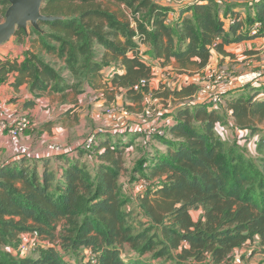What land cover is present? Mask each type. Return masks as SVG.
Returning a JSON list of instances; mask_svg holds the SVG:
<instances>
[{"label": "trees", "instance_id": "16d2710c", "mask_svg": "<svg viewBox=\"0 0 264 264\" xmlns=\"http://www.w3.org/2000/svg\"><path fill=\"white\" fill-rule=\"evenodd\" d=\"M174 1L172 24L170 6L158 0H46L41 12L62 18L40 22L43 33L17 31L14 37L28 39L33 50H25L22 61L0 58V80L13 74L12 84L28 83L34 95L68 88L79 94L88 87L111 99L122 90L141 105L146 91L160 96L148 85L154 63L191 75L213 53L227 55L226 46L264 37V27L250 33L252 22L264 19V0ZM0 5L3 16L8 2ZM138 42H148L146 55ZM108 66L114 70L106 76ZM140 80L146 84L136 90ZM196 89L191 83L173 93L179 100L173 121L158 139L164 148L153 147L141 159L143 169H135L148 182L136 201L149 220L165 227L161 233L180 258L209 254L220 264L248 240L264 246V155H247L215 127L228 111L232 126L258 136L264 147V94L245 84L222 94L220 112L212 103L184 101ZM108 134L97 138L92 167L79 151L56 154L53 162L18 154L0 163V264H69L67 257L81 250L88 251L81 264H150L146 254L152 260L164 255L163 247L156 249L158 236L129 221L130 199L120 184L125 146L118 147L116 132ZM33 231L41 241L31 252L37 255L12 252L18 236Z\"/></svg>", "mask_w": 264, "mask_h": 264}, {"label": "rangeland", "instance_id": "374dc122", "mask_svg": "<svg viewBox=\"0 0 264 264\" xmlns=\"http://www.w3.org/2000/svg\"><path fill=\"white\" fill-rule=\"evenodd\" d=\"M229 1L245 3L247 0ZM224 2L228 3V0H224ZM2 10L3 5H0V21H2L4 17V15L2 16ZM171 11L174 15H172L171 18L168 16L167 20L173 24L177 17V12L172 9L170 12ZM170 12H168V15H171ZM16 38L18 39V37ZM32 38H36V36L32 35ZM17 39L14 37L10 39L12 45L20 44L19 42L24 40V37ZM139 47V52L142 55H146V52L148 51V42L140 44ZM256 48L258 49L256 52H262V54H264V50L261 49V46H256ZM24 50L25 49L18 50L17 53H22ZM147 57L148 62H153L150 55ZM59 65L60 63L57 64V67ZM221 67L225 68L226 66L221 65ZM113 70L114 66H108L105 67L103 72L106 76H109ZM160 74L162 75L161 77L157 80H150L151 82L148 83L149 87L159 92L158 95L160 96L146 91L143 94L141 105L132 103V101L125 97L122 91H118L113 98L108 99L102 97V94L97 91L83 89V92L78 94L77 100L73 102H71L73 96L69 94L65 98V93L50 98L39 95L29 97L30 101H25L23 102V105H21L22 111L15 112L16 116L24 115L29 120L26 129L20 134V136L26 131L27 134H31V137L29 138V140H31V146L25 147L26 152L29 151L34 153L40 146H45L47 144L51 147V149H49L51 151L48 152L50 154H74L79 151L82 159H85L88 165L92 167V165L95 166L96 163L95 150L97 147H95V145L92 151L85 152L81 149L82 142L92 132H97L98 139L109 132H113V134L116 132L117 142L120 143H118V147L125 146L121 149L123 151V171L120 176V184L122 190L125 191V194L129 196L130 199L127 205L130 213L129 221L135 230H147L149 234L159 237L156 242V249L160 246L161 248L163 247L162 252L164 255L161 257L152 260L151 254H146L143 258L145 260H150V264H214L209 254H204L202 260L180 258L177 253L178 251L176 252L170 247L169 239L161 233V230H165V227H163L162 224L155 223L153 220H149L142 213L140 205H138V202L136 201L137 194L140 190L144 189L148 182L147 180L142 179V177H139L138 173L135 174V169H143L141 159L144 154H149L153 147L158 149L164 148L158 141L159 137H162L164 134L162 133L163 127H156L155 131L152 132L157 133L154 134V136L140 134L139 137H134L133 135H130L133 134V130H128L135 125H143L145 127L146 124L143 121L145 119L143 115L147 110L151 114L147 119V121L150 122L157 119V117H169L173 106L179 101L178 98L173 96V93L184 88V85H182L183 79L177 76L176 71L170 69L160 71ZM261 74L263 76V73ZM61 76L65 77V74H61ZM183 82L187 83L186 80ZM199 86L200 85H195L197 89L189 97L190 100L184 99V101L193 102L196 100V92H198ZM65 90L66 89L57 92H64ZM24 94H26V92H24ZM165 98H169V101L165 102ZM43 99H47L48 104L42 103ZM68 100H70V102H68ZM52 104L54 105L53 108L51 107ZM212 104L216 108L223 105L220 99ZM29 107V110L31 111L26 110ZM122 109L129 112L128 117L124 119V124H119V121H111L110 113L116 114ZM224 116L223 123L218 124V130L217 132L215 131L216 134H218L223 140L234 144L237 143L247 155L253 157L264 155V147L258 145V136L250 135L249 131L246 129L245 131L239 132L238 128L232 126L228 119V115L225 114ZM54 117L56 119L52 121L53 123L49 130L42 128L45 126L44 122L49 121ZM35 118L37 121H34ZM31 120H33L34 123ZM121 120L123 119L121 118ZM157 124L159 125V121ZM259 128L264 131V123L260 124ZM106 137L111 140L113 136L108 134ZM37 144H39V147H34ZM1 157H5V154H2ZM149 182V186L154 183V181ZM192 215L194 219H197V212H193ZM164 224L169 226L167 220H164ZM181 246L186 247L187 244L183 241L181 242ZM36 253L37 252L30 254L31 256H36ZM86 256L87 255L81 250L77 254L68 256L67 258L69 259V264H81V261L86 258ZM220 264H264V246L259 244L256 238L248 240L240 248L234 250L230 257Z\"/></svg>", "mask_w": 264, "mask_h": 264}, {"label": "crops", "instance_id": "0c3cea01", "mask_svg": "<svg viewBox=\"0 0 264 264\" xmlns=\"http://www.w3.org/2000/svg\"><path fill=\"white\" fill-rule=\"evenodd\" d=\"M158 1H160L163 4L170 6V10L172 9V10L177 12V2L176 1H174V0H158ZM229 2H238V1H229L228 0V3ZM239 3H241V2H239ZM245 3L251 4L252 0H247ZM170 13H171V15H168V16L171 18L172 15H174V13L172 11ZM168 16H167V18H168ZM13 37H11L10 39H12ZM14 38L17 39L16 37H14ZM10 39L8 40L7 43L0 46V58L1 59H4V57H7V58H11V59L16 58L17 61H22L24 59L25 50H27V49L33 50V48L29 45L28 39H26V38H24V40L20 41L19 42L20 44H17V45H12V42H10ZM256 46H261V49L264 50V37H255L252 39H247V40H243L241 42L235 43V44L228 45L225 47L228 54L222 55V54H218V53H213L209 63L207 64V66L204 69L200 70L199 72H194L191 75L178 74L177 73V76L181 77L183 79V81L184 80L187 81V83H184L182 81V83H183L182 85H184V86H186L187 84H191V83L195 84V85H201V83L204 79V76L208 72V70H210L211 68L216 67L218 65L220 67H221V65L226 66L225 68L221 67L226 72V80L223 83L219 84L218 88H217V91L220 93L219 99H220L221 103H223L222 106L220 105L217 108L219 109L220 112H222L221 110L224 108V100L222 98V96H223L222 94H226L228 92H233L237 88L242 87L238 83V81L236 80V76L240 73L248 72V71H259V72L263 73V76L261 78H259L257 81L252 82L250 84L252 86L259 88V90L262 91L261 94H264V54H262V52H256L258 50L256 48ZM23 49H25L24 52L22 51V53H17L18 50H23ZM157 64L158 63H154L152 65V69L155 72V77L151 80H157L159 77H161L162 75L160 74V71H165V70H170V69H172L173 71H176L175 66L173 64H170V65H167L164 67H161L159 64L158 65ZM178 79H180V78H178ZM13 80H14L13 74H9L6 79L0 80V118L8 120L9 122H11L16 117L15 112L22 111L21 105H23V102L30 101L29 97L35 96L34 93L29 89L28 83H22L18 87H15L12 84ZM86 89H88L89 91H91V90L97 91V92L102 94V97H104L102 89H98V88L91 89L88 87ZM151 89H153V88H151ZM120 91H122V90H120ZM24 92H26V94H24ZM122 92L124 93V91H122ZM28 93H30V94H28ZM61 93L66 94L65 98L69 94L71 96H73L71 102L77 100V98H78V94L73 92L71 89H66L64 92H57V91H49L48 90L39 96L50 98V97H56V95L57 96L62 95ZM150 93H152V92H150ZM152 94H155V93H152ZM155 95H157V94H155ZM168 97H170V96H168ZM202 99H203L202 95L199 94L198 92H196V100H194L193 102L202 101ZM188 100H190V99H188ZM164 101L168 102L169 98L168 99L165 98ZM68 102H70V100H68ZM42 103L48 104L47 99L46 100L43 99ZM53 106L54 105L52 104L51 107L53 108ZM29 109H30V107L27 108L26 110L31 111ZM172 112H173V108H172V111H171L169 117H166V118L165 117H157V119H155L154 121H156L157 123L159 121L160 124H164V126H165V125H167L173 121L172 120L173 118L171 115ZM12 114H14V115H12ZM227 115H228V118H230L228 111H227ZM54 119H56V118L54 117L53 119L44 122L45 126L42 128H46L49 130L50 126H52L51 124L53 123L52 121ZM31 121L34 123V121H37V119L35 118L34 121L33 120H31ZM218 124H220V123H218ZM218 124H216V127H215L216 132L218 130ZM238 131L239 132L245 131V129H239ZM30 137H31V134H27V131L23 135H21L16 141L11 140L6 133L0 134V157L2 154H5V157L0 158V163H2L3 161H5L9 158L15 157L16 155H18V153L19 154H25L30 158H38V159L49 158L51 160V162H53L55 160L56 156H59V155H56L59 153H55V154L48 153L49 152V149H48L49 145L48 144L45 146H40V147H39V144H37L34 146V147H39V149L36 150V152H34V153L29 152V151L26 152L25 147L31 146V144H30L31 140H29ZM86 253L88 256V251H85V254Z\"/></svg>", "mask_w": 264, "mask_h": 264}, {"label": "built area", "instance_id": "2783aa9c", "mask_svg": "<svg viewBox=\"0 0 264 264\" xmlns=\"http://www.w3.org/2000/svg\"><path fill=\"white\" fill-rule=\"evenodd\" d=\"M264 27V19L263 20H254L252 24L250 25V33L252 34H258L259 30ZM262 77L261 72L259 71H248L240 73L236 76V80L241 86H244L245 84H249L252 82L257 81L259 78ZM226 80V72L224 69L219 66L213 67L205 74L204 79L199 86L198 93L202 95V101L208 102V103H215V101H218L220 98V93L217 91L218 85L223 83ZM145 80H140V84L135 85L134 88L138 90L139 86L145 85ZM129 115V112L125 109L120 110L118 113H110V119L111 121H119V124H124V119H126ZM150 112L147 110L144 113V123L146 124L145 127L143 125H135L134 127H131L130 130H133L132 132L143 134V135H149L154 136L152 133L155 131L156 127H164V125L157 124L156 121H147V119L150 117ZM121 118L123 120H121ZM29 123V120L24 115L16 116L11 122L8 120L0 118V134L6 133L9 138L13 141H16L20 134L26 129L27 125ZM160 132V131H159ZM158 132V133H159ZM162 133L164 134V129L162 130ZM97 143V132H92L89 134V136L82 142L81 149L90 152L93 146ZM48 149H51L49 146ZM51 151V150H49ZM41 241L38 238V235L35 231L33 232H22L18 238L16 245L12 247V252H14L17 255H27L32 252Z\"/></svg>", "mask_w": 264, "mask_h": 264}, {"label": "water", "instance_id": "95a60500", "mask_svg": "<svg viewBox=\"0 0 264 264\" xmlns=\"http://www.w3.org/2000/svg\"><path fill=\"white\" fill-rule=\"evenodd\" d=\"M8 5L4 11L3 20L0 21V46L8 42L14 34L32 27L43 33L40 22L62 18L61 16L46 15L41 12L46 0H5Z\"/></svg>", "mask_w": 264, "mask_h": 264}]
</instances>
